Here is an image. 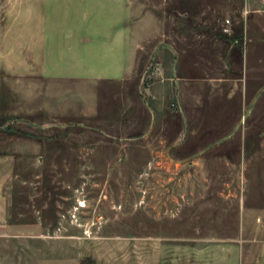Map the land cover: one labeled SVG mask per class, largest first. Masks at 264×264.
Masks as SVG:
<instances>
[{
  "label": "rangeland",
  "instance_id": "374dc122",
  "mask_svg": "<svg viewBox=\"0 0 264 264\" xmlns=\"http://www.w3.org/2000/svg\"><path fill=\"white\" fill-rule=\"evenodd\" d=\"M128 1L135 26L144 19V25L163 28L165 46L156 57L161 56L167 72L169 47L176 45L184 53L191 44L206 54L212 43L217 57L224 39L243 33L248 18L255 16L264 24V0ZM124 4L125 0H0V32L11 37L31 25L68 28L110 20L81 18L90 13L117 20L115 12ZM13 48L6 44L9 60L2 72L11 80L0 79V148L28 137L30 123L48 124L43 135L52 145L39 149L52 156L36 167L13 163L16 171L26 175L29 169L33 175L36 170L38 176L15 178L7 187L6 209L0 211V264H207L210 252L220 249L215 246L221 243L213 240L232 228L222 225L227 210L221 195V162L206 160L204 150L213 152V147L190 146L187 135L180 138L184 144L166 146L160 138L175 131L144 129L146 105L157 111L167 106L170 86H157V60L136 91L139 100L132 105L133 114H118L113 111L126 102L111 95L109 81L36 80L25 74L29 67L20 71L10 66L13 58L23 60L9 54ZM20 72L15 81L9 76ZM34 105L39 108L36 113L30 112ZM98 105L104 111L95 117ZM171 107L178 104L172 102ZM200 148L204 150L197 152Z\"/></svg>",
  "mask_w": 264,
  "mask_h": 264
},
{
  "label": "crops",
  "instance_id": "0c3cea01",
  "mask_svg": "<svg viewBox=\"0 0 264 264\" xmlns=\"http://www.w3.org/2000/svg\"><path fill=\"white\" fill-rule=\"evenodd\" d=\"M121 7L124 14L122 8L116 11L117 20L111 19L113 15L90 13L81 18L110 20H89L68 28L31 25L11 37L1 31L0 79L11 80L2 72L9 60L5 57L6 44H14L9 54L23 60L13 58L10 66L20 71L22 66L29 67V73L25 74L35 76L36 80L77 77L109 81L111 95L126 102L113 112L133 114L132 105L135 99L139 100L136 91L156 59L153 72L160 75L157 86L164 82L170 86L165 94L167 106L157 111L147 104L142 119L144 129L175 131L165 139L160 138V143L166 146L184 144L180 138L187 135L190 146L213 147V152L208 148L197 150L205 151L202 156L206 160L211 157L221 162L224 179L221 195L227 210L222 225L232 228L213 240L221 243L215 246L220 249L210 252L213 254L207 264H264V24L255 16L248 18L243 33L234 39H224V50L217 57L212 43L206 54L191 44L184 53L176 45L173 49L169 47L171 60L167 72L161 56L156 57L165 46L163 28L144 25V19L135 26L133 4L125 0ZM11 74L15 81L23 73ZM172 102L178 107L172 108ZM34 106L30 112L36 113L39 108ZM103 111L98 105L95 117ZM49 127L30 123L28 137H17L8 144V147L27 145L28 149L0 148V211L6 209L7 187H12L15 178L38 176L36 170L33 175L29 169L26 175V171H16L13 163H32L36 167L35 163L48 161L52 156L47 149L45 153L39 149L52 145V139L43 135V129Z\"/></svg>",
  "mask_w": 264,
  "mask_h": 264
}]
</instances>
